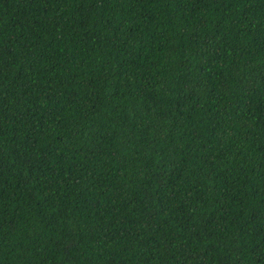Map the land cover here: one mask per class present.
<instances>
[{
    "label": "trees",
    "instance_id": "1",
    "mask_svg": "<svg viewBox=\"0 0 264 264\" xmlns=\"http://www.w3.org/2000/svg\"><path fill=\"white\" fill-rule=\"evenodd\" d=\"M0 264H264V0H0Z\"/></svg>",
    "mask_w": 264,
    "mask_h": 264
}]
</instances>
